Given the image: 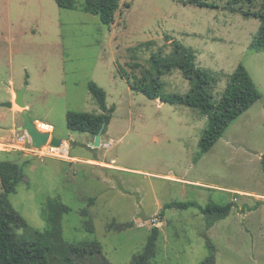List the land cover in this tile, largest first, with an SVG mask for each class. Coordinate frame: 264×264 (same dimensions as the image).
Segmentation results:
<instances>
[{
	"label": "rangeland",
	"instance_id": "1",
	"mask_svg": "<svg viewBox=\"0 0 264 264\" xmlns=\"http://www.w3.org/2000/svg\"><path fill=\"white\" fill-rule=\"evenodd\" d=\"M206 1L212 6L119 0L107 25L82 9L84 0H75L73 9L55 0H0V102L14 103L15 90L25 87L31 121L49 123L50 135L69 145L67 158L26 161L22 180L8 195L27 224L43 233L50 264L66 257L130 264L154 226L158 238L147 264H200L210 247L215 264H264V51L250 48L260 27L252 13L264 8V0ZM169 38L210 70L215 102L227 73L240 63L261 94L202 154L198 142L207 116L183 104H160L128 83L158 79L161 94L190 90L180 69L158 74L156 58L179 56ZM90 81L115 106L95 148V136L71 131L66 123L69 110L100 113ZM22 109L0 105V160L32 153L27 133L18 128ZM188 201L230 203L231 210L220 218L196 207L165 208ZM60 205L69 210L59 213ZM91 242L99 243L98 250L70 249Z\"/></svg>",
	"mask_w": 264,
	"mask_h": 264
},
{
	"label": "trees",
	"instance_id": "2",
	"mask_svg": "<svg viewBox=\"0 0 264 264\" xmlns=\"http://www.w3.org/2000/svg\"><path fill=\"white\" fill-rule=\"evenodd\" d=\"M55 2L61 8L73 9L75 7V0H55ZM118 2L119 0H84L82 9L96 15L101 23L109 25L114 19ZM183 2L198 6H212L206 0H183ZM252 15L259 19L260 27L258 33L252 38L250 48L254 51H264V8L260 11H254ZM171 41L179 56L164 60L156 58V68L158 74L171 68L180 69L191 83V88L187 93L161 94L159 92L161 83L158 79L154 80L153 84L128 83L132 90L140 91L148 98H158L161 102L197 108L203 115L207 116V125L198 142L199 152L202 154L219 140L229 124L251 107L261 97V94L246 67L240 63L228 75L222 97L218 102H215L208 87L211 81L210 70L195 63V54L190 48L178 41ZM88 89L94 97L100 113L69 110L66 113V123L71 131L87 132L95 136L103 123H105L106 129L115 106L107 105L106 92L96 82L90 81ZM11 160L13 159L0 160V264H50L49 248L43 241V233L32 229L9 201L8 195L16 191L17 184L23 178V173L19 176L18 167ZM261 163L264 170V154L261 155ZM168 207L180 209L196 207L202 213L216 214L220 218L226 217L231 210L230 203L202 206L192 201L171 202L165 205V208ZM68 210L69 207L60 205L58 212H67ZM50 217L54 219L53 214ZM158 232L157 226L152 227L142 252L133 256L130 264H147L155 253ZM98 248V242L70 245V249L74 253L80 254L91 253ZM209 251V254L200 264H215L212 247L209 248ZM63 264L82 263L66 257Z\"/></svg>",
	"mask_w": 264,
	"mask_h": 264
},
{
	"label": "water",
	"instance_id": "3",
	"mask_svg": "<svg viewBox=\"0 0 264 264\" xmlns=\"http://www.w3.org/2000/svg\"><path fill=\"white\" fill-rule=\"evenodd\" d=\"M25 91V87H22L18 90H15V98H14V103H16L17 105H19L20 107H22V117H23V124L21 126H19L18 128L25 131L28 136L30 137V141H31V145L33 147H40L42 145H44L47 141L48 138L50 136V134L48 132H41L37 129L36 125L34 124L33 121H31V119L29 118L28 115V110L26 109V104L23 101V93ZM1 106H5V107H12L13 106V102L11 100L8 101H4V102H0ZM105 129V123H103L100 127V129L98 130L97 134L94 137V140L90 143V145L92 147H99L101 144V136L102 133ZM60 138L54 137L52 136L50 138V143L52 145L58 146L61 143ZM34 155L32 153H26L21 155L19 158L17 159H13L11 160V162L15 165H17L18 167V174L19 176L22 174V167L23 164L28 161L33 159Z\"/></svg>",
	"mask_w": 264,
	"mask_h": 264
},
{
	"label": "built area",
	"instance_id": "4",
	"mask_svg": "<svg viewBox=\"0 0 264 264\" xmlns=\"http://www.w3.org/2000/svg\"><path fill=\"white\" fill-rule=\"evenodd\" d=\"M38 129V128H37ZM52 130H45L41 132H48L50 134ZM26 135V134H25ZM28 135V134H27ZM27 139V150L31 151L34 156L44 158V157H55V158H67L69 152V145L65 140H61L60 145L55 146L50 143L51 135L48 138V141L40 146V147H33L31 145L30 137L26 136ZM65 143V146L63 145Z\"/></svg>",
	"mask_w": 264,
	"mask_h": 264
},
{
	"label": "bare ground",
	"instance_id": "5",
	"mask_svg": "<svg viewBox=\"0 0 264 264\" xmlns=\"http://www.w3.org/2000/svg\"><path fill=\"white\" fill-rule=\"evenodd\" d=\"M34 122L39 130H52V126L47 122L38 120H35ZM63 145L65 146V143H63Z\"/></svg>",
	"mask_w": 264,
	"mask_h": 264
},
{
	"label": "crops",
	"instance_id": "6",
	"mask_svg": "<svg viewBox=\"0 0 264 264\" xmlns=\"http://www.w3.org/2000/svg\"><path fill=\"white\" fill-rule=\"evenodd\" d=\"M194 54H195V53H194ZM202 56L204 57V53H202ZM196 59H197V61H198V60H199V57L197 58V56H196V54H195V60H196ZM200 60H202L201 57H200ZM237 65H238V64H237ZM206 69H208V68H206ZM225 73H226V72H225ZM231 73H232V72H228L227 74H231ZM5 101H8V100L6 99ZM161 103H163V102H160V104H161ZM13 104H14V103H13ZM26 107H27V103H26ZM249 108H250V107H249ZM249 108H248V109H249ZM248 109H247V110H248ZM247 110H246V111H247ZM38 121H40V120H38ZM169 177H170V175H169Z\"/></svg>",
	"mask_w": 264,
	"mask_h": 264
}]
</instances>
